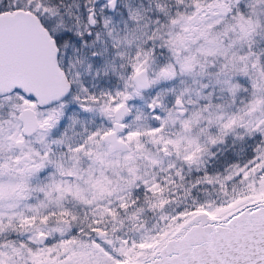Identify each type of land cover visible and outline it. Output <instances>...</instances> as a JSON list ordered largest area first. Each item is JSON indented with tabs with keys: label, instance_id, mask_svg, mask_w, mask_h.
Masks as SVG:
<instances>
[{
	"label": "snow or ice",
	"instance_id": "snow-or-ice-1",
	"mask_svg": "<svg viewBox=\"0 0 264 264\" xmlns=\"http://www.w3.org/2000/svg\"><path fill=\"white\" fill-rule=\"evenodd\" d=\"M0 264H264V0H0Z\"/></svg>",
	"mask_w": 264,
	"mask_h": 264
}]
</instances>
